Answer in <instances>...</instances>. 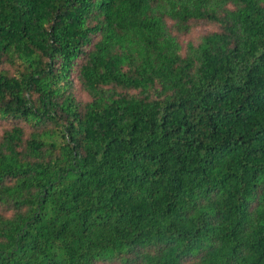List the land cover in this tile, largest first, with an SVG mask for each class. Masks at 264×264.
<instances>
[{
  "label": "trees",
  "instance_id": "1",
  "mask_svg": "<svg viewBox=\"0 0 264 264\" xmlns=\"http://www.w3.org/2000/svg\"><path fill=\"white\" fill-rule=\"evenodd\" d=\"M0 264H264V0H0Z\"/></svg>",
  "mask_w": 264,
  "mask_h": 264
},
{
  "label": "rangeland",
  "instance_id": "2",
  "mask_svg": "<svg viewBox=\"0 0 264 264\" xmlns=\"http://www.w3.org/2000/svg\"><path fill=\"white\" fill-rule=\"evenodd\" d=\"M197 33H201V31L198 30Z\"/></svg>",
  "mask_w": 264,
  "mask_h": 264
}]
</instances>
